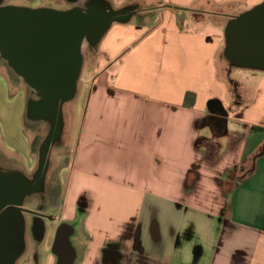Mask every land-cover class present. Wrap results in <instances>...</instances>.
<instances>
[{
    "label": "crops",
    "instance_id": "crops-1",
    "mask_svg": "<svg viewBox=\"0 0 264 264\" xmlns=\"http://www.w3.org/2000/svg\"><path fill=\"white\" fill-rule=\"evenodd\" d=\"M100 1L131 16L96 47L105 81L83 85L80 128L56 153L74 145L53 214L73 264H264V72L218 74L225 23L264 0Z\"/></svg>",
    "mask_w": 264,
    "mask_h": 264
},
{
    "label": "water",
    "instance_id": "water-1",
    "mask_svg": "<svg viewBox=\"0 0 264 264\" xmlns=\"http://www.w3.org/2000/svg\"><path fill=\"white\" fill-rule=\"evenodd\" d=\"M65 1L70 5L65 10L0 6V59L34 95L26 104L27 120L48 126L32 179L16 168L0 172V264H16L25 251V214H36L24 208L25 199L45 183L51 149L63 131V105L77 93L83 46L96 48L113 24L131 16L100 0ZM223 38V56L232 67L264 72V1L230 17ZM39 217L37 241L45 231L42 218L53 219ZM71 235V228L61 224L52 247L57 264H73Z\"/></svg>",
    "mask_w": 264,
    "mask_h": 264
},
{
    "label": "rangeland",
    "instance_id": "rangeland-1",
    "mask_svg": "<svg viewBox=\"0 0 264 264\" xmlns=\"http://www.w3.org/2000/svg\"><path fill=\"white\" fill-rule=\"evenodd\" d=\"M18 3L29 1V0H14ZM34 5L39 6L41 3L48 5L50 7L60 5L61 9L69 8L63 0H32ZM57 8V7H56ZM207 21V20H206ZM206 22L204 27L200 29L201 31L210 32L213 34L215 28L212 27L213 24ZM216 25L220 24L217 20ZM217 31V29H216ZM225 46V45H224ZM96 48H90L87 45L83 46L82 54L84 58L83 67L80 73V77L77 84L78 93L76 97L65 103L63 105V132L62 137L54 147H52L49 156V166L45 181L44 194L47 197L48 207L46 208V213L48 216L52 217L56 212L54 211V198L56 196L63 197L65 190L67 188V180L69 177V165L70 158H72L75 152L74 145L68 148L66 155L59 156L56 155L57 152L61 151L60 146L67 147L70 144L72 137L71 130L74 128H80V121L83 118L85 110V100L83 85L86 86L88 83L99 84L104 82V77L99 74H95V65L97 63L98 55ZM224 51V50H223ZM223 67H220L219 76L228 78L230 77H240L245 76V72L240 71L232 67L222 55ZM0 172H6L11 169H19L26 176H32L38 166V154L41 147L42 141L44 140L47 132L48 126L45 123L31 122L26 118V104L31 99L34 98L33 93L24 84L21 78L17 77L12 73L10 68L7 67L6 63L2 61L0 63ZM229 73V74H228ZM231 81V80H230ZM222 83V81H221ZM224 84V82L222 83ZM232 91L238 89L239 84L231 81L229 83ZM227 88V86H226ZM60 150V151H59ZM66 151V150H65ZM60 157V158H59ZM62 167V174L65 172L67 176L58 180L57 175V164ZM56 195V196H55ZM35 202H27V207L34 206ZM54 217V216H53ZM51 227L53 223L49 222ZM58 226V225H57ZM56 237L55 233H49L45 236L48 243H39V254L38 260L35 264H43L44 258L47 256L43 253L47 250V246L51 244V249L53 247V242ZM48 244V245H47ZM45 249V250H44ZM32 250L33 245L29 240H27V249L22 258L19 259L18 264H33L32 263Z\"/></svg>",
    "mask_w": 264,
    "mask_h": 264
},
{
    "label": "flooded vegetation",
    "instance_id": "flooded-vegetation-1",
    "mask_svg": "<svg viewBox=\"0 0 264 264\" xmlns=\"http://www.w3.org/2000/svg\"><path fill=\"white\" fill-rule=\"evenodd\" d=\"M63 1L70 8V5L65 0H63ZM0 6H21V7H27V8L48 7V8H54V9H61L59 4L56 6L57 8L55 6L50 7V6L45 5L43 3H41L39 6H37V5L33 4L32 0L24 1V2H20V3L14 1V0H0ZM65 9H67V8H64V9H61V10H65ZM222 123L223 122H216L215 123V126L217 127L218 130H221V128L223 127ZM63 126H64V124H63ZM29 178L32 179V176H30ZM44 190H45V183H44L42 189L39 192L27 195V197L25 199V203H24V208L25 209L33 211V212L36 213V214H25V222H26V232H25L26 247H25V251L27 249V240L30 239V241H31V243L33 245V250H32V263L33 264L37 263V260H38V254H39L38 246H39V243H41L42 241L45 242V243H48L47 239L45 240V236H47V234H49L51 232L55 233V231H56V233H57V230H58V228L61 225V224H59L58 226H54V227L53 226L51 227V225L49 226V222L50 223L54 222L53 216H52L53 219H51V220H48L46 218H42V220L44 222V227H45L44 235H43V238L40 241H37L35 239L34 226L35 225L37 226V225H39L41 223V221H40L41 218L39 216L40 215L48 216V214L46 213V208L48 207L49 204L47 202V197L44 194ZM27 202H35V204L32 207H27L26 206ZM54 242H55V240H54ZM54 242H53V244H54ZM51 244H49L50 247H51ZM50 250L52 251L51 248H50ZM25 251L21 255L20 258L23 257V255L25 254ZM43 253H44V251H43ZM19 259L16 261V264H18Z\"/></svg>",
    "mask_w": 264,
    "mask_h": 264
},
{
    "label": "trees",
    "instance_id": "trees-1",
    "mask_svg": "<svg viewBox=\"0 0 264 264\" xmlns=\"http://www.w3.org/2000/svg\"><path fill=\"white\" fill-rule=\"evenodd\" d=\"M186 96L190 97V96H194V95L187 93ZM209 112L211 113L212 118L215 117V114H218L219 118L216 119V117H215L214 122H222L223 121V119L221 117H223L225 115V112H224L223 108L217 102H215V101L210 102Z\"/></svg>",
    "mask_w": 264,
    "mask_h": 264
}]
</instances>
